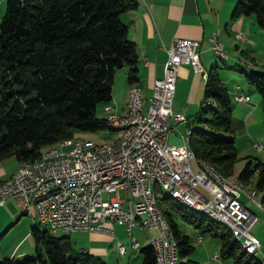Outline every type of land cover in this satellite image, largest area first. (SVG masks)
I'll return each instance as SVG.
<instances>
[{
    "label": "trees",
    "instance_id": "16d2710c",
    "mask_svg": "<svg viewBox=\"0 0 264 264\" xmlns=\"http://www.w3.org/2000/svg\"><path fill=\"white\" fill-rule=\"evenodd\" d=\"M135 5L136 0H4L0 16V158L14 155L17 160H31L40 156L43 145L50 148L73 140L76 130H113L105 116L96 115L95 107L110 99L117 68L126 66L127 81L136 80L135 45L120 18L121 12ZM239 14L252 15L264 30V0H237L231 15ZM243 73L259 95L264 117V70ZM230 110L229 94L212 65L205 71L194 122L187 117L186 144L197 159L224 177L232 173L237 159ZM235 177L243 186L252 182L264 208V160L246 156ZM158 203L177 242V264H194L187 257L193 245L189 235L178 229L169 207L199 232L207 231L215 238L220 258L231 264H262L257 254L244 250L226 225L210 217L206 223L202 217L207 215L189 213L187 210H194L166 195ZM30 234L34 251L2 256L0 264H106L98 255L74 251L64 232H48L45 226L32 224ZM140 251L141 264H155L150 243Z\"/></svg>",
    "mask_w": 264,
    "mask_h": 264
},
{
    "label": "built area",
    "instance_id": "2783aa9c",
    "mask_svg": "<svg viewBox=\"0 0 264 264\" xmlns=\"http://www.w3.org/2000/svg\"><path fill=\"white\" fill-rule=\"evenodd\" d=\"M233 35L243 39L239 31H234ZM209 38L213 52L224 55L222 45L214 35L210 34ZM198 45L196 38H171L162 75L153 78L151 93L143 109H135L136 99L143 97L142 90L132 87L133 119H126V112H117L111 103L103 106L107 124L120 123V130H111V133L123 132L122 142L105 147L75 139L62 146L46 148L37 158L18 160L16 170L0 181V202L11 197L19 208L33 209L38 223L48 232L83 230L111 235L110 222H121L132 247H137L138 243L131 227L154 229L149 243L157 248L159 264H169L174 262L170 237L160 231L153 194L149 193L151 183L164 181L168 188L195 206L225 216L235 226V231L243 233L259 250V240L246 223L250 212L238 197L242 192L257 205L251 193H245L235 185L216 183L207 171L199 169L196 159L185 150L184 132L181 143L168 141L176 124L184 122L186 126L188 120L171 107L177 67L187 63L193 71L203 72L198 60ZM247 98L234 94L236 100ZM252 145L259 147L256 141ZM193 160L195 167L191 163ZM124 184L132 185V201H125V196L120 198L118 195L119 189L124 192ZM59 190H66V197H59ZM34 193H43V201L38 202L37 208H30ZM130 211L139 213V221L130 219ZM116 248L118 254L126 250L121 242H116ZM213 256L219 257L218 253Z\"/></svg>",
    "mask_w": 264,
    "mask_h": 264
},
{
    "label": "crops",
    "instance_id": "0c3cea01",
    "mask_svg": "<svg viewBox=\"0 0 264 264\" xmlns=\"http://www.w3.org/2000/svg\"><path fill=\"white\" fill-rule=\"evenodd\" d=\"M236 1L136 0L135 7L121 12L120 18L126 24L127 37L135 45L137 77L130 83L126 79V66L117 68L113 74L110 99L106 103L113 104L117 112L123 110L126 112L129 89L135 85L142 90L144 107L151 93L153 78L162 75L166 48L171 38L174 36L196 38L199 40L198 60L204 73L193 71L191 65L187 63L178 65L171 101L172 109L185 116L189 111L194 113L197 110L202 98L205 71L215 65L230 98V127L237 158L239 157L241 162H244L246 156L264 160V117L259 95L252 89L251 84L245 85L241 81H234L236 80L234 72H244L248 69L264 70V30L257 25L252 15H231ZM1 2L2 14L4 0H0V4ZM234 31L241 32L243 39L235 38ZM210 34L221 43L224 57H219L213 52ZM236 93L248 98L236 100L234 99ZM177 124L176 130L182 134L185 126L182 124L183 127L180 128ZM177 137L174 130L169 134L168 141L180 143L181 139ZM254 141L259 143V147L252 145ZM17 163L14 155L0 158V181L16 170ZM247 185L249 184L241 186L248 190L254 189L246 187ZM238 197L250 212L246 223L249 224L250 232L259 240L257 255L262 261L264 208L254 204L242 192ZM256 198L259 199V195ZM32 224L42 225L38 223L33 211H21L11 197H6L0 202V257L21 256L34 251V241L30 234ZM110 225L113 228L111 235L98 231L67 232L68 238L72 236L68 241L75 243V245L70 243V246L74 251L98 255L106 264H141L140 247L148 244L154 234L150 233L144 237L140 235L138 239L134 236L138 243L136 252V247L130 246L124 224L114 221L110 222ZM134 228L139 230L137 227ZM150 230L149 232H152ZM197 232L196 245L191 243L193 250L187 256L194 260V264H231L228 259L213 256L218 253L217 240L203 238L198 229ZM116 242L125 245L126 250L123 254H118Z\"/></svg>",
    "mask_w": 264,
    "mask_h": 264
},
{
    "label": "bare ground",
    "instance_id": "6f19581e",
    "mask_svg": "<svg viewBox=\"0 0 264 264\" xmlns=\"http://www.w3.org/2000/svg\"><path fill=\"white\" fill-rule=\"evenodd\" d=\"M219 44H221V43L219 42ZM217 56L224 57V55H217ZM202 73H204V70ZM132 87L140 88L138 86L133 85L129 89L128 99H127L126 119H133V112H131V110L133 109ZM140 90H141V88H140ZM135 109H143V97H138L136 99ZM109 126H111V128L113 129L112 131H119L120 130V123H118V122H110ZM189 128L190 127H188V125L186 124L185 132H184V146H185V150L190 155H193V157L196 159V165L199 167V169L207 171V173L210 175V177L216 183H219L222 185H235L239 190H241L245 193H251V197L256 201L257 206L263 207L260 200L256 198L255 194L250 192L248 189L242 187L241 184L237 181V179L232 180V181L228 180L226 177L221 175L217 170H215V168L212 165H210L207 162H204L202 160H199L194 156L193 151L189 148L188 144H186V137L188 136ZM81 140H83V139H81ZM73 141H74V139L71 141L70 140L60 141L56 144L55 147L62 146L65 142H73ZM122 141H123V132H116L113 134V141L112 142L103 143V144L100 143V145L105 146V147H113L115 145H118ZM88 144H97V143L88 140ZM157 187H158L159 191L156 190ZM125 190L127 191V199L125 198V201H132L131 195H130V192L131 191L133 192L132 185L131 184H124V191ZM162 190L167 192L166 196H168L169 198H172L174 201L180 203L181 205L189 207L196 212L205 214L208 217H210L211 219L226 225L228 227V229L231 231L232 235L240 242V244L242 245V247L244 248V250L247 253H250V254H257L258 253V249L253 247V245L248 241L247 237L243 233H240V231H235V226L225 216L219 215L218 213H215L214 211H212L210 209H205V208H200L198 206H195L193 203H191L190 201L183 198L182 195L179 194L177 191L168 188L167 185L164 183V181H155V182L150 184L149 193L153 194V203H154V208L156 209L157 222H158V225L160 227V231H164L165 236L170 237V244L172 246L174 262L177 260L178 255H179V254H177V248L178 247L176 246L177 242L175 241V238H174V235H173L171 229L164 222V212L158 203V200L162 199L164 196V194L162 193ZM59 197H66V190H59ZM40 201H43V193H34L33 197L30 198V208H32V207L37 208L38 202H40ZM20 209L22 211H27V209H25V208H20ZM130 219L132 221H139V213L137 211H130ZM150 244L154 250L155 264H159V255H158L157 248L153 243H150ZM261 262H262V264H264V259Z\"/></svg>",
    "mask_w": 264,
    "mask_h": 264
},
{
    "label": "rangeland",
    "instance_id": "374dc122",
    "mask_svg": "<svg viewBox=\"0 0 264 264\" xmlns=\"http://www.w3.org/2000/svg\"><path fill=\"white\" fill-rule=\"evenodd\" d=\"M2 7H3V2H1V4H0V11L2 10ZM1 14V13H0ZM258 70H260V69H258ZM234 77H235V79L236 80H234V81H237V82H243L245 85H248V83L246 82V80H245V78H244V73L243 72H234ZM252 89L254 90V91H256L255 89H254V87H252ZM257 92V91H256ZM202 99V98H201ZM103 102H100V103H97V105H96V107H95V113H96V115H99V116H105L106 115V113H105V111L103 110ZM186 116L189 118V121L190 122H194V113L193 112H188L187 114H186ZM196 123V122H195ZM182 124H184L183 122H179L177 125H180L179 127L180 128H182L183 126H181ZM184 126H185V124H184ZM177 129V128H176ZM175 129V132L177 133V136L179 137H177L178 139H181L180 137H181V134L179 133V131L178 130H176ZM183 132H185V128H184V131ZM72 138H74V140L76 139V140H81V139H83V140H90V141H93V142H95V143H109V142H112L113 141V135H112V133L110 132V131H107L106 129H97V130H93V131H89V130H76L75 132H74V135L72 136ZM176 138V139H177ZM180 143H181V140L179 141ZM175 144H178V143H175ZM56 145H54V146H52V147H55ZM52 147H50V148H52ZM46 148V145H43V146H41V150H44ZM192 163V166L193 167H195V163H194V160L191 162ZM243 164V162H241L240 161V158L238 157L236 160H235V162L233 163V170H232V173H230L228 176H226L227 177V179L228 180H235L236 179V174H237V172H238V170H239V168H240V166ZM235 178V179H234ZM252 181V180H251ZM252 182H249L248 184L249 185H247L246 187H249V188H253L252 186H250V185H252L251 184ZM157 191H159V189H158V187H157V189H156ZM249 191L250 192H252V193H254L255 194V196H256V191H255V189H249ZM162 193L164 194V195H166L167 194V192L166 191H164V190H162ZM109 195H113V193H110ZM118 195H119V197L120 198H123V196H125V198L127 199V195H125V191L123 192V189H119V193H118ZM130 195H131V200H132V198H133V192L131 191L130 192ZM259 195V192H257V196ZM103 196L105 197V194L103 193ZM256 196V197H257ZM33 208V207H32ZM162 208V207H161ZM163 209V208H162ZM169 210H170V212H171V215H172V217L174 218V220H175V222L177 223V226H178V228H179V230L181 231V232H183V233H186V234H188L189 235V237H190V241H191V243H193L194 245H196V242H195V235L196 234H198V232H197V227H195L192 223H190V222H188L186 219H184L180 214H179V212H178V210H176V209H174L173 207H169L168 208ZM29 211H33V209H30ZM34 212V211H33ZM187 212H189V213H194L195 215H199L198 213L199 212H196V211H190V210H187ZM209 217H207V216H203L202 217V220L204 221V222H209ZM135 227V226H134ZM134 227H132L131 228V233H132V235L133 236H136L137 237V239H138V236H143L144 237V235H149L150 233L153 235V234H155V231H154V229H152V230H150V229H147V228H142V229H139V230H137L136 228H134ZM149 230L150 231H152V232H149ZM57 234H59L60 232H56ZM202 236H203V238H213L207 231H202V232H199ZM72 236H69V238H71ZM68 238V239H69ZM72 239V238H71ZM214 240H216L215 238H213ZM69 243H74V242H72V241H69ZM72 245H75V243L74 244H72ZM77 249V248H76ZM136 252L138 251V247H136ZM229 263H230V261H229V259L227 260Z\"/></svg>",
    "mask_w": 264,
    "mask_h": 264
}]
</instances>
